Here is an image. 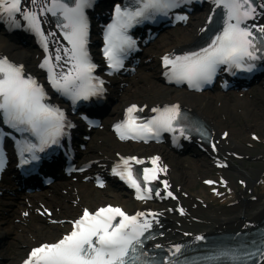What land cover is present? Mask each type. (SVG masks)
I'll list each match as a JSON object with an SVG mask.
<instances>
[{
    "label": "snow or ice",
    "instance_id": "obj_1",
    "mask_svg": "<svg viewBox=\"0 0 264 264\" xmlns=\"http://www.w3.org/2000/svg\"><path fill=\"white\" fill-rule=\"evenodd\" d=\"M185 2L187 0H136L134 6L116 4L112 20L104 29L103 55L109 69L121 68L124 55L135 48L136 42L128 35V29L143 20L154 19L158 14L167 15ZM212 3L223 9L222 29L216 32L210 43L196 51L179 55L165 53L161 59L169 80L186 81L189 87L200 88L212 80L221 65L226 66L225 71L238 69L251 72L256 67V61L264 60V25L253 24L249 27L246 24V21L258 15L255 0H212ZM31 4L35 10L22 7V0H0V18L7 19L17 27L20 26L18 16L26 21L24 26L40 38L45 53L48 52V43L41 27L40 15L51 13L54 17L62 18V22H57V27L61 29L68 46L62 50L56 49L55 60L63 59L70 66L67 71L56 72V65H53L52 57L47 54L40 65L47 68V79L52 88L70 97L73 103L101 95L104 81L93 75L97 65L91 61L87 51L89 24L86 9L92 6V0H48L47 3L31 0ZM259 8L264 9V3ZM176 18L187 19L182 15ZM208 20H212L211 14ZM45 97L44 87L25 72L23 65L0 57V117L3 124L20 133H31L37 141L33 143L27 137L16 141L22 164L28 162L24 157L25 152L31 154V159H38L35 154L37 149L43 151L49 144L59 143V137L64 134L67 122L63 110L46 103ZM136 111L137 105H130L125 110L124 119L113 125L121 139L129 136L144 140L153 136L158 138L162 131H179L183 135L186 130L195 127L176 104L153 108L155 115L147 119L133 115ZM67 126L72 125L67 123ZM196 130L200 131L199 128ZM150 160L152 166L144 167L142 172L133 168L132 162L143 164V160L136 156L121 157L112 168L113 174L135 189L139 200L151 198L153 189L149 183L157 179L159 172L164 171L157 163L158 156L150 157ZM2 165L3 160L0 159ZM98 183L103 186V181ZM163 183L165 194L173 196L172 192L167 191V182ZM206 183L212 184L214 181L208 180ZM155 192L159 195V189H155ZM180 211L183 212V209ZM154 216V213L142 211L129 215L121 207L110 204L94 211L84 208L82 214L71 221L70 231L55 242L33 247L22 264H160L155 254L150 255L144 247ZM196 239L202 240L204 237L197 236ZM260 245L251 253L229 249L221 251L218 256L239 264H246L243 258L252 255H259L264 260V236L260 238ZM172 247L175 252L171 256L176 257L182 246L175 244ZM163 259L167 264H181L168 256Z\"/></svg>",
    "mask_w": 264,
    "mask_h": 264
},
{
    "label": "bare ground",
    "instance_id": "obj_2",
    "mask_svg": "<svg viewBox=\"0 0 264 264\" xmlns=\"http://www.w3.org/2000/svg\"><path fill=\"white\" fill-rule=\"evenodd\" d=\"M38 2L47 3L48 0H38ZM26 7L33 8L31 0H27ZM211 8L213 4L208 3L205 14L210 15ZM260 15V17L256 16L257 19L264 22V14L260 13ZM40 16L42 27L49 30L45 15L42 13ZM203 24L204 14L199 17L195 15L189 25L169 30L163 38L164 41L157 40L153 48L162 54L175 48L190 46L197 40ZM52 38L55 50L58 48L62 50L65 47L54 32H52ZM0 55H7L15 62L24 63L25 68L32 73L38 75L40 71L30 49L25 47L18 36H8L0 31ZM151 57L155 61V56ZM60 63L62 62H58V65ZM136 80L138 77L132 78L129 83L136 82ZM132 87L133 89H128L126 93L111 91L112 99L116 96L118 103L108 110V121L112 120L111 115L118 112L119 108L123 109L132 102L138 104L143 110L149 111L150 108L178 101L179 105L204 117L210 124L214 132V141L218 138L214 159L217 163L224 164L219 168V174L220 178H225V181L217 182L214 186L215 192L212 199L219 202V198L222 199L227 194L222 187L226 183L231 186L227 201L231 199L235 202L233 205L230 204L228 210L226 209L228 214L224 215L220 206L209 202V198H204L203 191L193 190L196 189V182L201 175L206 174L205 177L210 178L208 175L213 172L214 167H211L208 161L193 160L189 163L179 158L167 144L144 146L132 142L122 143L113 135H104L98 130L95 135L96 143L89 146L83 156L84 159L88 158L94 162L93 167L102 170L104 163L116 159L119 153L140 155L145 160L158 156L159 160L164 163L166 179L170 181L168 190H175L178 199L165 198L163 189L158 186L157 189L162 196L157 198V202H133L113 189H95L91 186L90 180L85 181L79 177L72 181H59L51 189L28 195V202L23 197L2 200L0 201L2 264H19L29 248L34 246L39 238L48 239L47 241L57 239L63 231L70 227L67 220L72 218L83 204L95 207L109 202L122 206L129 215L137 211L154 213L152 226L158 227L160 234L152 242L160 244L175 243L207 234L249 230L261 224L264 219V188L260 192L257 191V183L264 177V165L249 170L242 169L232 162L233 157L246 153L249 156L252 155L246 146L247 134H257L258 137L264 138V110L259 107V105H264V89H259L257 97L250 99H240L237 96L233 98L222 92H204L203 95H199V93L167 85L157 67H154L152 72L143 74L140 82ZM233 105H243L241 106L242 113L246 111V106L251 111L247 110L245 117H236V119L233 118L235 115ZM221 114H227V117ZM227 128L230 131L225 141L220 133L222 129ZM259 159H264V150L259 153ZM236 177L246 183L239 192L236 189ZM233 196H235L234 199H232ZM42 205L52 210V219H65V221L51 224L47 217L39 215ZM178 207L186 209L185 215L177 212ZM261 264H264V260Z\"/></svg>",
    "mask_w": 264,
    "mask_h": 264
},
{
    "label": "rangeland",
    "instance_id": "obj_3",
    "mask_svg": "<svg viewBox=\"0 0 264 264\" xmlns=\"http://www.w3.org/2000/svg\"><path fill=\"white\" fill-rule=\"evenodd\" d=\"M191 22H192V21H191ZM163 41H164V40H163V38H162V39H161V42H163ZM151 65H152V64H151ZM150 72H151V71L148 70V71H146V72H144V73H150ZM138 79H139V80H136L135 84L138 83V82H140L141 76H139ZM132 89H133V88H132ZM259 89H260V88L255 89V90H252L251 93H249V94L246 95V99H250L251 96L257 97V93H258ZM229 94L232 95V93H229ZM238 96H240L241 98H245V95H240V94H238ZM241 106H243V105H236V106L233 105V111H234L233 113L235 114V115L233 116V118H236V117H245L247 110L251 111V109L248 108V106H246V107H247V108L245 109L246 111H245L244 113H242V112H241V111H242ZM259 107H260L262 110H264V105H262V106L259 105ZM259 107H258V108H259ZM256 110H257V109H256ZM221 115H224V116L227 117V114H221ZM221 118H223V117L221 116ZM236 119H237V118H236ZM242 119H243V118H242ZM229 127H230V126H229ZM227 129L230 131L229 128H227ZM243 133H244V132H243ZM246 137H249L248 134L246 135ZM93 143H95V140H93V141L90 143V145H92ZM259 144L261 145V143H259ZM263 148H264V147H263ZM260 150H261V149H259L258 147H256V148L250 150V152L253 153V154L255 155V154H259ZM180 158H181V157H180ZM181 159L186 160L185 157H182ZM191 159H192V158H188V160H191ZM204 160H205V159H204ZM245 161H247V163H245V164L243 165V166L245 167V169L252 168V167H253V168L262 167V165H264V160H257V162L254 163V164H249V163L252 161V159H245ZM190 163H192V162H190ZM235 164H238V163L235 162ZM243 166H241V168H244ZM190 169H191V168H190ZM205 175H206V174H205ZM205 175H201V178L204 177ZM196 183H197V184H196V189H193L194 191H195V190H199V191L201 192V191L204 190L205 192H207L206 189L202 188L201 180H200V179H199ZM241 188H242V187H241ZM83 205H84V204H83ZM87 205H88V204H87ZM87 205H85V206H87ZM88 207H91V208H92V205H88ZM79 211H80V210H78L73 216H75L76 214H78ZM222 211H224L223 208H222ZM224 212H225V211H224ZM19 230H20V229H19ZM19 232H20V231H19ZM44 239H45V238H42V239L39 238V240H38L37 242H39V241H41V240H44ZM45 240H48V239H45Z\"/></svg>",
    "mask_w": 264,
    "mask_h": 264
}]
</instances>
